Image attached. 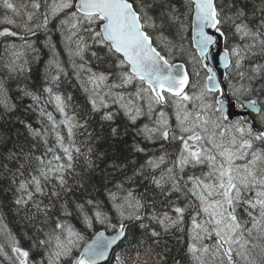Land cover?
I'll use <instances>...</instances> for the list:
<instances>
[{
  "label": "snow or ice",
  "instance_id": "obj_1",
  "mask_svg": "<svg viewBox=\"0 0 264 264\" xmlns=\"http://www.w3.org/2000/svg\"><path fill=\"white\" fill-rule=\"evenodd\" d=\"M0 264H264V0H0Z\"/></svg>",
  "mask_w": 264,
  "mask_h": 264
}]
</instances>
